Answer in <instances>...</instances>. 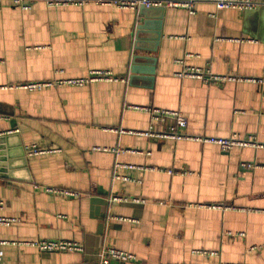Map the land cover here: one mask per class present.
I'll list each match as a JSON object with an SVG mask.
<instances>
[{"label":"crops","instance_id":"crops-1","mask_svg":"<svg viewBox=\"0 0 264 264\" xmlns=\"http://www.w3.org/2000/svg\"><path fill=\"white\" fill-rule=\"evenodd\" d=\"M259 1L244 11L201 2L191 14L44 1L24 11L0 0V217L17 220L0 226L9 243L2 264H101L105 249L136 257L110 264H264ZM186 67L234 80L177 77ZM97 71L120 80L23 88ZM146 107L181 113L191 138L246 145L223 152L142 135L173 124L154 123ZM33 145L52 152L29 157ZM37 241L74 242L84 252L25 245Z\"/></svg>","mask_w":264,"mask_h":264},{"label":"built area","instance_id":"built-area-1","mask_svg":"<svg viewBox=\"0 0 264 264\" xmlns=\"http://www.w3.org/2000/svg\"><path fill=\"white\" fill-rule=\"evenodd\" d=\"M12 5L17 8H21L24 11H28L32 6L38 1H44L49 6H85L89 3H94L101 6H112L121 10H139L144 7L147 9L151 8H177L185 9L189 13L194 14L195 8L198 3L208 2L213 3L218 9H234V10H248L256 7L262 1L259 0H10ZM183 64V61H178ZM179 78H191L203 81L207 84H219L225 83L227 81H233L232 77H222L214 75L210 70H203L199 68H188L181 70L176 74ZM99 80L105 81H118L120 78L115 77L112 73L107 71H97L91 73L87 78L83 79H69L60 80L57 82H40V83H29L23 86L24 89L29 91H37L45 88L60 87V86H78L83 87L89 83H94ZM262 82V81H261ZM144 111L148 112L154 123L166 124L171 121L173 124L165 129L163 132H154L153 127L151 130L142 135L163 139V140H196L198 142L210 145L218 146L221 151L229 152L236 147H242L246 145L245 141L240 140L237 137L224 139V138H191L185 133H183L188 128V120L178 111H167L160 109L145 108ZM17 132V131H15ZM14 132V133H15ZM5 134L0 133V137ZM52 152L51 150H45L33 145L26 148V153L29 157L38 156ZM126 180V179H125ZM46 192L60 195L65 197H79V194L71 191L56 190L51 188H46ZM3 208V202L0 201V211ZM16 219L0 217V226H11L16 223ZM9 243L5 241H0V264L3 262L4 251L3 248ZM27 246L36 248L42 253H83L84 248L74 242L69 241H37L33 243H25ZM136 257L130 253L119 251L116 249H105L100 255L101 264H110L113 261L130 263L135 261Z\"/></svg>","mask_w":264,"mask_h":264},{"label":"water","instance_id":"water-1","mask_svg":"<svg viewBox=\"0 0 264 264\" xmlns=\"http://www.w3.org/2000/svg\"><path fill=\"white\" fill-rule=\"evenodd\" d=\"M140 10H141L142 12H144V11H147V10H149V9L142 7V8H140ZM3 142H4L3 137H0V145H1ZM0 155H1V147H0ZM0 160H1V159H0Z\"/></svg>","mask_w":264,"mask_h":264}]
</instances>
